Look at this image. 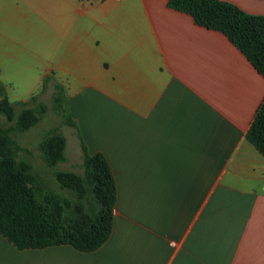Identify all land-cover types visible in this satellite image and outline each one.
Segmentation results:
<instances>
[{
  "label": "crops",
  "instance_id": "1",
  "mask_svg": "<svg viewBox=\"0 0 264 264\" xmlns=\"http://www.w3.org/2000/svg\"><path fill=\"white\" fill-rule=\"evenodd\" d=\"M0 82L12 102L60 84L66 159L81 137L117 187L95 249L0 233V264H264V155L246 138L264 74L222 31L168 0H0Z\"/></svg>",
  "mask_w": 264,
  "mask_h": 264
},
{
  "label": "trees",
  "instance_id": "2",
  "mask_svg": "<svg viewBox=\"0 0 264 264\" xmlns=\"http://www.w3.org/2000/svg\"><path fill=\"white\" fill-rule=\"evenodd\" d=\"M188 12L200 25L222 31L264 74V14L243 10L228 0H168ZM52 108L65 123L77 126L66 106L60 84H55ZM48 105L32 95L12 102L0 82V233L18 248L68 243L83 251L95 249L110 235L117 195L110 164L101 151L89 152L80 137L82 171L57 168L66 160V137L51 127L38 141L44 163L53 168L61 190L50 188L32 161L20 154L16 133L36 124ZM246 138L264 155V99L246 131ZM42 176V178H41Z\"/></svg>",
  "mask_w": 264,
  "mask_h": 264
},
{
  "label": "rangeland",
  "instance_id": "3",
  "mask_svg": "<svg viewBox=\"0 0 264 264\" xmlns=\"http://www.w3.org/2000/svg\"><path fill=\"white\" fill-rule=\"evenodd\" d=\"M52 95V88L47 87L45 94L42 95L43 101L48 105L47 111L36 124L22 132H17L15 136L20 145L31 150L30 155H28L26 151H21L20 154L27 156L32 161L34 168L41 173L46 181V184L50 188L54 190H61L53 176V168L47 166L44 163L40 151L37 148L38 141L51 127L56 126L58 129H62L64 132L66 131V127L63 126L60 115H58V113L51 106ZM0 122L3 124H9L11 121H9L3 113H0ZM66 136L67 142L69 143L68 158L65 161L59 162L56 167L82 171L80 161L81 158H79L77 155L76 139L71 134H66Z\"/></svg>",
  "mask_w": 264,
  "mask_h": 264
}]
</instances>
